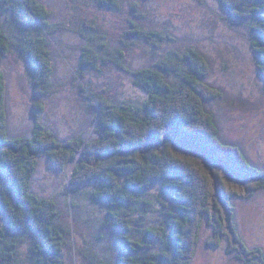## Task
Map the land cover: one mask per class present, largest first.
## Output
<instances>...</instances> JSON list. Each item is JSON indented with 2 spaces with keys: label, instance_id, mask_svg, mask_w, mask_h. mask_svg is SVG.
Here are the masks:
<instances>
[{
  "label": "trees",
  "instance_id": "trees-1",
  "mask_svg": "<svg viewBox=\"0 0 264 264\" xmlns=\"http://www.w3.org/2000/svg\"><path fill=\"white\" fill-rule=\"evenodd\" d=\"M230 18L252 32L251 48L264 80V0H219ZM122 11L118 0H101ZM138 3L130 13L145 19ZM129 18L131 28L109 46L103 34L89 39L76 79L101 72V63L122 62L136 43L159 47L163 35ZM57 26L40 0H0V264H18L20 243L30 235V264H67L66 250L76 242L74 224L63 225L58 202L33 191L40 156L70 169L69 191H85L102 203L116 236L110 255L93 264H191L206 222L208 243L220 246L245 264H264L262 248H250L239 232L236 198L250 199L264 189V169L252 164L242 148L225 142L206 102L221 92L207 82L211 63L198 48L170 50L152 66L128 70L146 92L138 100L115 101L107 87L76 85L94 113L91 137L60 139L37 123L29 136H11L7 116V80L2 61L16 40L33 71L34 116L51 96V36ZM106 40V37H104ZM124 67V66H123ZM159 184L158 223L148 222L156 205L150 188ZM165 195L167 200L161 196ZM161 206V207H160ZM72 207L78 204L72 202ZM112 232V233H113ZM67 260V261H66Z\"/></svg>",
  "mask_w": 264,
  "mask_h": 264
},
{
  "label": "rangeland",
  "instance_id": "rangeland-1",
  "mask_svg": "<svg viewBox=\"0 0 264 264\" xmlns=\"http://www.w3.org/2000/svg\"><path fill=\"white\" fill-rule=\"evenodd\" d=\"M40 1L49 10L52 25L58 27L50 39L54 86L35 117L33 71L14 41V32L11 52L2 61L11 136L31 135L37 122L62 140L91 137L95 115L88 100L78 92V83L107 87L115 101L141 100L146 92L128 70L152 66L167 51L196 47L211 63L207 82L221 92L206 106L215 114L222 139L240 146L252 164L264 169V80L251 48L252 32L244 23L230 18L219 0H135L145 17L142 21L130 13V0H118L122 11L107 9L101 0ZM129 18L140 20L146 29L159 31L164 37L160 46L138 42L122 62L124 67L112 60L103 65L99 60L101 72H85L86 79H76L90 41L84 37L87 23H94L92 34L102 33L106 37L103 41L115 46L131 28ZM69 170L55 166L47 156H40L33 191L58 202L63 225L74 224L76 242L66 249L67 264H93L94 259L111 254L116 236L109 224L102 226L107 217L106 207L87 197L85 191L91 192V185L84 186L82 192L68 193ZM5 179L0 170V183ZM149 191L156 206L148 222L158 223L159 184ZM161 197L167 200L165 195ZM72 202L78 207H72ZM234 203L240 234L250 248L260 247L264 252V189L250 199L236 198ZM212 232L205 222L191 264H245L236 258V252L227 251V240L220 246L209 244ZM33 243L30 235L23 238L18 264H30Z\"/></svg>",
  "mask_w": 264,
  "mask_h": 264
},
{
  "label": "water",
  "instance_id": "water-1",
  "mask_svg": "<svg viewBox=\"0 0 264 264\" xmlns=\"http://www.w3.org/2000/svg\"><path fill=\"white\" fill-rule=\"evenodd\" d=\"M2 171V170H1ZM3 172V171H2ZM4 173V172H3Z\"/></svg>",
  "mask_w": 264,
  "mask_h": 264
}]
</instances>
